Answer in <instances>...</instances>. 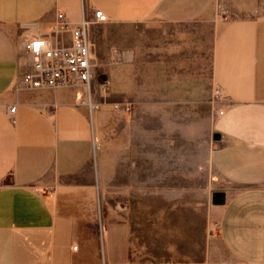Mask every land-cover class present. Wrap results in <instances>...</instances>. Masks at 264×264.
Instances as JSON below:
<instances>
[{"label": "crops", "instance_id": "0c3cea01", "mask_svg": "<svg viewBox=\"0 0 264 264\" xmlns=\"http://www.w3.org/2000/svg\"><path fill=\"white\" fill-rule=\"evenodd\" d=\"M95 10L214 42L208 52L196 48L185 69L201 72L212 57L225 107L213 125L221 139L208 189L226 202L211 200L206 245L193 257L176 251L186 237L170 218L156 257L154 209L145 220L133 208L106 212L84 172L95 132L82 88L23 84L27 43L45 36L69 46L70 33L57 36L58 14L77 27ZM0 264H264V0H0Z\"/></svg>", "mask_w": 264, "mask_h": 264}, {"label": "rangeland", "instance_id": "374dc122", "mask_svg": "<svg viewBox=\"0 0 264 264\" xmlns=\"http://www.w3.org/2000/svg\"><path fill=\"white\" fill-rule=\"evenodd\" d=\"M175 32L148 19L92 22L95 75L90 87L80 85L95 132L85 175L94 178L108 214L133 208L145 220L154 209L156 257L169 218L186 237L177 252L193 257L205 248L213 125L225 107L212 57H203L201 72L185 69L196 48L208 52L214 42Z\"/></svg>", "mask_w": 264, "mask_h": 264}, {"label": "built area", "instance_id": "2783aa9c", "mask_svg": "<svg viewBox=\"0 0 264 264\" xmlns=\"http://www.w3.org/2000/svg\"><path fill=\"white\" fill-rule=\"evenodd\" d=\"M108 21L109 17L102 10H95L93 19L84 18L77 27H73L62 13L58 14L56 30L59 41L63 39L62 34L70 33L71 44L51 46L45 36L31 39L26 50L32 55V68L23 77L25 88L35 90L80 85L90 87L96 65L88 40V28L92 22ZM11 110L14 111L15 107Z\"/></svg>", "mask_w": 264, "mask_h": 264}, {"label": "water", "instance_id": "95a60500", "mask_svg": "<svg viewBox=\"0 0 264 264\" xmlns=\"http://www.w3.org/2000/svg\"><path fill=\"white\" fill-rule=\"evenodd\" d=\"M221 139V134L218 132L213 133V140L219 141ZM212 204L213 205H224L226 202V194L222 191H215L212 193Z\"/></svg>", "mask_w": 264, "mask_h": 264}]
</instances>
